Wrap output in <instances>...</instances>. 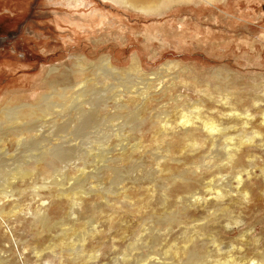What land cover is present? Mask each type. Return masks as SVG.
<instances>
[{"label":"rangeland","instance_id":"obj_1","mask_svg":"<svg viewBox=\"0 0 264 264\" xmlns=\"http://www.w3.org/2000/svg\"><path fill=\"white\" fill-rule=\"evenodd\" d=\"M125 1L0 0L1 135L14 125L13 108L28 104L30 114L45 95L50 104L33 133L0 140V168L46 152L60 172L49 181L38 170L41 178L13 187L0 174V262L186 264L193 247L200 264H264V0H157L145 9ZM63 91L70 107L55 103ZM82 108L118 118L76 132ZM133 112L139 118L127 122ZM57 123L69 128L58 132ZM76 184L85 191L74 194ZM68 227L85 240L58 242Z\"/></svg>","mask_w":264,"mask_h":264},{"label":"bare ground","instance_id":"obj_2","mask_svg":"<svg viewBox=\"0 0 264 264\" xmlns=\"http://www.w3.org/2000/svg\"><path fill=\"white\" fill-rule=\"evenodd\" d=\"M121 2H126L125 0H120ZM156 1L157 0H134V7L135 8H137V9H145V8H148V7H150V6H153L155 3H156ZM172 1H175V0H158L157 2V4L156 5H160L161 3H163V2H172ZM128 3V2H127ZM131 4H133V3H131ZM155 5V6H156ZM137 69H135V68H133L130 72L129 71H127V72H124V74H127V75H130V73H133V71H136ZM111 72V71H110ZM66 78V77H65ZM96 80H98V78L96 79ZM66 84V83H65ZM93 85H95V82L93 83ZM67 89V87H65V88H63V90H66ZM94 90V89H93ZM56 94H57V92H56ZM146 94V93H145ZM165 94V93H164ZM164 96V95H163ZM72 96H69L67 93H65V91H63V93H61L60 94V96H58V98H60L58 101H61L62 103H60V102H55V103H57L56 105H58V106H61V107H70L71 106V104H73V102L74 101H70V100H73L72 98H71ZM110 97V96H109ZM118 97V96H117ZM139 97H140V95H139ZM173 98H174V96H172ZM107 99V98H106ZM134 99V98H133ZM148 99V98H147ZM171 99V98H170ZM177 99V98H176ZM76 100H77V98H76ZM75 100V101H76ZM93 100V99H92ZM174 100V99H173ZM180 101V100H179ZM145 102V101H144ZM141 103V102H140ZM89 104V103H88ZM96 104V103H95ZM99 104V103H98ZM147 104V103H146ZM145 104V105H146ZM165 104V103H164ZM30 105V104H29ZM97 105V104H96ZM109 105V104H108ZM117 105H118V103H117ZM116 105V106H117ZM142 105H143V103H142ZM160 105V104H159ZM185 105V104H184ZM26 106H28V104H24V105H21L20 107H16V108H13L12 110H13V113L12 114H9L8 115V120L9 121H11V123H13L14 125L12 126V128L10 129V131H9V133H7L6 135H12L13 137H16V138H18V139H21L22 137V135H25V134H27V135H29L30 133H33V131H34V129L36 128L35 127V119L37 118V117H40V116H43V115H45L47 112H48V110H49V108H50V104L49 103H47V97H46V95L45 96H43L38 102H37V104H36V106H34V108L36 109L35 111H32L30 114H28V113H23V107H26ZM162 106H164V105H162ZM127 107V106H126ZM148 107V106H147ZM160 107V106H159ZM164 107H166V106H164ZM163 107V108H164ZM177 107V106H176ZM176 107H174V111H175V108ZM179 107V106H178ZM19 108H21V109H19ZM32 108V107H31ZM145 108V107H144ZM17 109H19V111L17 110ZM63 109V108H62ZM98 109V108H97ZM97 109H95V108H92V110L91 109H81V111L84 113V116H85V118H84V120L81 122V125H80V127L78 126L77 127V129L75 130L76 132H77V130L79 129L80 131L85 127H87V125L89 126V127H96V126H99V127H101L102 129H104V124L106 123V122H115L116 120H117V115L116 114H108L107 112H99V111H97ZM102 109V108H101ZM107 109V108H106ZM132 109V108H131ZM143 109V108H142ZM141 109V110H142ZM145 109H147V108H145ZM144 109V110H145ZM159 109H161V108H159ZM177 109H179V108H177ZM181 109V111H182V108H180ZM179 109V110H180ZM73 110V109H72ZM110 110V109H109ZM112 110V109H111ZM122 110H123V108H122ZM140 110V111H141ZM154 110V109H153ZM152 110V111H153ZM131 111V110H130ZM135 111V110H134ZM148 111V110H147ZM165 111V110H164ZM178 111V110H177ZM114 112H115V110H114ZM162 112H163V110H162ZM198 112V111H197ZM55 113V112H54ZM73 113V112H72ZM101 113V114H100ZM141 113V112H140ZM169 113V112H168ZM168 113H166V115L168 114ZM195 113H196V111H195ZM199 113V112H198ZM74 114V113H73ZM122 114V113H121ZM189 114V113H188ZM202 114V113H201ZM57 115V114H56ZM66 115V114H65ZM99 115H101V116H99ZM124 115V114H123ZM150 115V114H149ZM160 115V114H159ZM159 115H157V117L159 116ZM162 115V114H161ZM78 116H79V114H78ZM77 116V117H78ZM155 116H156V114H155ZM164 116V115H163ZM169 116H171V115H169ZM192 116V115H191ZM77 117H76V119H77ZM149 117V116H148ZM166 117V116H165ZM179 117H180V115H179ZM199 117V116H198ZM41 118V117H40ZM74 118V117H73ZM137 118H139V113L138 114H136L135 112H133V113H130L129 114V117H128V120H127V122H132V123H136V120H137ZM153 118V117H152ZM156 118V117H155ZM159 118V117H158ZM163 118V117H162ZM200 118V117H199ZM65 119V118H64ZM70 119V118H69ZM75 119V120H76ZM171 119V118H170ZM192 119V118H191ZM201 120L200 121H202V123L205 125V127H207V128H210V129H215L216 128V125H215V122L214 121H212V119L211 120H205V119H203V118H200ZM52 120H54V122H55V118L54 119H52ZM78 120V119H77ZM143 120V119H142ZM146 120H147V117H146ZM156 120H157V118H156ZM184 120V119H183ZM50 121V120H49ZM124 121V120H123ZM169 121V120H168ZM193 121H194V119H193ZM193 121H192V123H193ZM37 122V121H36ZM74 122V121H73ZM138 122V121H137ZM156 121H154V123H155ZM158 122V121H157ZM186 122V121H185ZM166 124L168 123L167 121L165 122ZM180 123H181V120H180ZM179 123V124H180ZM188 123H189V120H188ZM191 123V122H190ZM198 123H200V122H198ZM202 123H200V124H202ZM55 124V123H54ZM118 124V123H117ZM159 124V123H158ZM160 124H161V122H160ZM57 126H56V129H58V132H63V131H67V129L69 128V124L68 123H64V124H59V123H57L56 124ZM115 125V124H114ZM169 125V124H168ZM168 125H166V126H168ZM190 125V124H189ZM38 126V125H37ZM47 126V125H46ZM127 126V125H126ZM126 126H124V129H125V127ZM129 126V125H128ZM162 126V125H161ZM164 126V125H163ZM170 126V125H169ZM182 126V125H181ZM187 126V125H186ZM192 126H195L194 124L192 125ZM200 126V125H199ZM83 127V128H82ZM88 127V128H89ZM135 127V126H134ZM185 127V126H184ZM184 127H183V129H184ZM189 127V126H188ZM191 127V126H190ZM50 128V127H49ZM82 128V129H81ZM137 128H139V130L141 129V127L139 126V127H137ZM171 128H172V125H171ZM195 128V127H194ZM37 129V128H36ZM165 129H166V127H165ZM209 129V130H210ZM41 130V129H40ZM84 130V129H83ZM152 130V129H151ZM169 130V129H168ZM180 130H182V129H180ZM194 130V129H193ZM39 130H37V132H38ZM72 131V130H71ZM85 131V130H84ZM90 131H93V130H90ZM128 131H130V130H128ZM159 131H160V129H159ZM167 131V130H166ZM216 131V130H215ZM40 132V131H39ZM75 132V133H76ZM96 132V131H95ZM106 132V131H105ZM133 132V131H132ZM131 132V133H132ZM136 132H139V131H136ZM136 132H135V134H136ZM162 132V131H161ZM161 132H158V133H161ZM220 132V131H219ZM81 133H82V131H81ZM97 133V132H96ZM128 132H126V134H127ZM131 133H130V135H131ZM182 133V132H181ZM192 133H193V131H192ZM221 133V132H220ZM90 134V133H89ZM98 134V133H97ZM115 133H113V136H115L114 135ZM163 134H164V131H163ZM172 134V133H171ZM170 134V135H171ZM180 134V133H179ZM183 134V133H182ZM195 134H196V131H195ZM204 134V133H203ZM6 135H4V134H2L1 135V133H0V140H2L3 138H5V136ZM96 135V134H95ZM191 134H190V131L188 132L187 130H186V133L184 134V136H183V140H187V139H191V137L193 136H190ZM35 136V135H34ZM73 136V135H72ZM89 137H90V135H88ZM87 136V137H88ZM166 136H167V134H166ZM196 136H197V134H196ZM214 136V135H213ZM33 137V136H32ZM31 137V138H32ZM108 137V136H107ZM116 137V136H115ZM131 137V136H130ZM135 137V136H134ZM165 137V136H164ZM195 137V136H194ZM207 137V136H206ZM215 137V136H214ZM218 137V136H217ZM137 138H138V136H137ZM141 138V137H140ZM213 138V137H212ZM112 139V138H111ZM115 139V138H114ZM117 139H120V137L118 138L117 137ZM122 139V138H121ZM157 139V138H156ZM155 139V140H156ZM101 140V139H100ZM128 140H129V137H128ZM193 140V139H192ZM19 141V140H18ZM23 141V140H22ZM110 141V140H109ZM123 141V140H122ZM157 141V140H156ZM216 141V140H215ZM219 141V140H218ZM26 142H27V140H26ZM131 142V141H130ZM138 142V141H137ZM140 142V141H139ZM167 142V141H166ZM195 142H197V140L195 141ZM21 143V141H19V144ZM34 143H35V141H34ZM34 143H32L31 145H34ZM48 143V142H47ZM46 143V144H47ZM111 143V142H110ZM114 143V142H113ZM155 143V142H154ZM191 143V142H190ZM95 144H97V143H95ZM99 144V143H98ZM116 144V143H115ZM120 143H118V145H119ZM157 144V143H156ZM158 145V144H157ZM162 145V144H161ZM160 144H159V146H161ZM170 145H171V143H170ZM174 145V144H173ZM24 146V145H23ZM36 146V145H35ZM114 146H116V145H114ZM28 147V146H27ZM30 147H32V146H30ZM37 148H38V146H36ZM97 147H99V146H97ZM165 147V146H164ZM172 147V146H171ZM32 148H34V146L32 147ZM111 148V147H110ZM153 148H155V147H152V149ZM168 148V147H167ZM173 148V147H172ZM39 149H40V147H39ZM38 149V150H39ZM44 149H46V148H44ZM73 149V148H72ZM76 149V148H75ZM135 149V148H134ZM146 149V148H145ZM47 150V149H46ZM79 150V149H78ZM113 151L114 149H113V147H112V149H110V151ZM123 150V149H122ZM147 150V149H146ZM161 150H163V149H161ZM41 151V150H40ZM42 151H44V150H42ZM148 151V150H147ZM146 151V152H147ZM153 151V150H152ZM151 151V152H152ZM154 151H155V149H154ZM222 151V149L220 150V152ZM224 151V150H223ZM231 151V150H230ZM230 151L228 152L227 151V155L229 156L230 155ZM88 152H90V153H92L91 151H88ZM118 152V151H117ZM131 152H132V150H131ZM131 152H129L130 154H131ZM135 152V151H134ZM145 152V153H146ZM161 152H163V151H161ZM69 153V152H68ZM77 153H79V152H77ZM109 153V152H108ZM118 153H120V152H118ZM123 153V152H122ZM133 153V152H132ZM153 153V152H152ZM155 153V152H154ZM169 153V152H168ZM89 154V153H88ZM162 154V153H161ZM38 155L40 156V159L39 160H41L40 162H39V160H37V162H34V163H26L27 165H25V163L23 162H21V164H20V162H19V164H17V167H15L14 169H9V167H7V169H2V168H0V174L2 175V177H1V179L2 180H4V184L3 185H8L9 187H13V186H15V184H16V182H27V180H31V181H35V180H37V178H41V175L40 174H38V170H43V172L42 173H45V177H43L42 179H48V178H53V176L51 177V175H53V172H55V173H57L58 171L57 170H59V164L57 163V160L56 159H58V157H56L54 154H53V157H54V159H52L51 158V160H49L48 159V155L46 154V152H41V153H38ZM90 155H92V154H90ZM105 157H106V155L107 154H103ZM109 155H110V153H109ZM114 155V154H113ZM118 155V154H117ZM129 155V154H128ZM205 155V154H204ZM21 156V155H20ZM31 156V155H30ZM37 156V155H36ZM35 156V157H36ZM58 156H60L59 154H58ZM93 156V155H92ZM129 156H131V155H129ZM128 156V157H129ZM165 156V155H164ZM166 156H168V155H166ZM203 156V155H202ZM206 156V155H205ZM67 157H68V155H67ZM103 157V156H102ZM104 157V159H106ZM116 158H117V156H115ZM161 157H163L162 155H161ZM19 158V157H18ZM23 158V157H22ZM28 158V157H27ZM39 158V157H38ZM37 158V159H38ZM84 158V157H83ZM113 158V157H112ZM120 158V157H119ZM131 158V157H130ZM13 159V158H12ZM15 159V161L17 162V159L16 158H14ZM34 159V154H32V160ZM88 159H90L89 157H88ZM110 159V158H109ZM121 159V158H120ZM204 159H206V158H204ZM24 160H27V159H24ZM31 160V161H32ZM82 160H84V159H82ZM91 160V159H90ZM93 160H95V162H96V159L94 158ZM92 160V161H93ZM138 160H140V159H138ZM214 160H215V158H214ZM217 160V159H216ZM232 160V159H231ZM9 161V160H8ZM20 161H22V160H20ZM62 161V160H61ZM98 161V160H97ZM106 161V160H105ZM108 161V160H107ZM110 161H111V159H110ZM109 161V162H110ZM118 161H119V159H118ZM122 161V160H121ZM124 161V160H123ZM15 162V163H16ZM27 162H29L28 160H27ZM72 162V161H71ZM70 162V163H71ZM103 162V161H102ZM136 162V161H135ZM134 162V163H135ZM10 163V162H9ZM14 163V164H15ZM74 163V162H73ZM89 163H91V161L89 162ZM119 163V162H118ZM117 163V164H118ZM140 163V162H139ZM201 163V162H200ZM41 164V165H40ZM87 164V163H86ZM85 164V166H88V164L86 165ZM92 164V163H91ZM110 164V163H109ZM116 164V163H115ZM116 164V165H117ZM128 164H130V163H128ZM133 164V163H132ZM136 164H137V162H136ZM213 164V163H212ZM224 164H227V163H224ZM16 165V164H15ZM34 165H36V166H34ZM39 165V166H38ZM61 165H63V164H61ZM84 165V164H83ZM90 165V164H89ZM97 165H98V162H97ZM108 165V164H107ZM131 165V164H130ZM129 165V166H130ZM135 165V164H134ZM139 165V164H138ZM137 165V166H138ZM197 165V164H196ZM1 166V165H0ZM6 166H8V165H6ZM69 166V165H68ZM73 166H74V164H73ZM78 166V165H77ZM96 166V164H94V167ZM106 166V165H105ZM121 166V165H120ZM141 166V165H140ZM233 166H234V164H233ZM33 167H35V168H33ZM61 167V166H60ZM82 167V166H81ZM89 167V166H88ZM98 167V166H97ZM108 167V166H107ZM115 167V166H114ZM127 167V166H126ZM202 167V166H201ZM220 167V166H219ZM242 167V166H241ZM4 168H5V166H4ZM11 168H12V166H11ZM65 168V167H64ZM73 168V167H72ZM80 168V167H79ZM103 168V167H102ZM109 168H110V166H109ZM122 168H124V167H122ZM121 168V169H122ZM128 168V167H127ZM140 168V167H139ZM189 168H190V166H189ZM192 168V167H191ZM190 168V169H191ZM197 168H199V165H198V167ZM226 168H228V167H226ZM82 169H86V168H83L82 167ZM99 169V168H98ZM106 169V168H105ZM104 169V170H105ZM113 169V168H112ZM115 169H117L116 167H115ZM115 169H113L114 171H115ZM119 169V168H118ZM194 169V168H193ZM242 169V168H241ZM61 170V169H60ZM64 170V169H63ZM101 170V169H100ZM108 170V169H107ZM110 170V169H109ZM112 170V171H113ZM125 170H126V168H125ZM145 170H146V168H145ZM185 170H187V169H185ZM99 171V170H98ZM124 171V170H123ZM147 171V170H146ZM180 171V170H179ZM188 172H189V170H187ZM190 171H192V170H190ZM196 171V170H195ZM63 172V171H62ZM108 171H106V174H108L107 173ZM117 172V171H116ZM115 172V173H116ZM197 172V171H196ZM234 172H235V170H234ZM239 172H242V171H239ZM58 173H60V172H58ZM67 173V172H66ZM71 173H72V175H71ZM71 173H70V175L68 176L69 178L67 179V180H70L72 177H74V175H73V173H75L76 174V169H74V170H72L71 171ZM82 173V172H81ZM87 173V172H86ZM125 173V172H124ZM130 173V172H129ZM128 172H127V174H129ZM136 173V172H135ZM146 173V172H145ZM182 173V172H181ZM80 174V173H79ZM105 174V175H106ZM119 174V173H118ZM117 174V175H118ZM123 174V173H122ZM126 174V173H125ZM124 174V175H125ZM147 174V173H146ZM177 174V173H176ZM180 174V173H179ZM187 173H185V175H186ZM57 175V174H56ZM111 175V174H110ZM110 175H108V176H110ZM121 175V174H120ZM130 175V174H129ZM184 174H182V176H183ZM78 176V175H77ZM90 176V175H89ZM88 176V177H89ZM100 176V175H99ZM107 176V175H106ZM115 176V175H114ZM132 176V175H131ZM54 177H55V175H54ZM95 177V176H94ZM103 177H105V176H103ZM141 177H143V176H141ZM186 177V176H185ZM60 178V177H59ZM63 178V177H62ZM77 178V177H76ZM90 178V177H89ZM92 178V177H91ZM161 178V177H160ZM174 178H175V176H174ZM180 178H181V176H180ZM73 179V178H72ZM81 179V178H80ZM102 179V178H101ZM104 179V178H103ZM115 179V181H116V178H114ZM143 179V178H142ZM170 179H172V178H170ZM184 179V178H183ZM239 179H241V176L239 177ZM41 180V179H40ZM49 180V179H48ZM54 180H56V179H54ZM63 180V179H62ZM61 180V181H62ZM85 180V179H84ZM83 180V181H84ZM91 180V179H90ZM119 180H121V179H119ZM128 180V179H127ZM169 180V179H168ZM50 181V180H49ZM58 181V180H57ZM78 181V180H77ZM81 181V180H80ZM111 181V180H110ZM113 181V180H112ZM129 181V180H128ZM131 181V180H130ZM137 181V180H136ZM139 181H141V180H138L137 182H139ZM46 182V181H45ZM51 182H53V181H51ZM55 182V181H54ZM54 182H53V184H54ZM75 182V181H74ZM79 182V181H78ZM95 182H96V180H95ZM98 182V181H97ZM142 182V181H141ZM218 182V181H217ZM65 183V182H64ZM87 183V182H86ZM124 183V182H123ZM127 183H129V182H127ZM135 183V182H134ZM143 183V182H142ZM156 183V182H155ZM158 183H161V182H158ZM66 184H67V182H66ZM88 184H90V183H88ZM136 184V183H135ZM135 184H134V186H135ZM141 184V183H140ZM162 184V183H161ZM211 184V183H210ZM215 184V183H214ZM77 185V187H76V190L75 191H73L74 192V194H76L78 191H79V189H81V187H78V184H76ZM156 185H157V183H156ZM155 184H153V187L154 186H156ZM216 185V184H215ZM139 186V185H138ZM165 186H167V185H165ZM59 187H61V186H59ZM63 187V186H62ZM61 187V188H62ZM65 187H67V185L66 186H64V188ZM72 187V186H71ZM109 187V186H108ZM125 187V186H124ZM67 188H69V187H67ZM73 188H75V187H73ZM84 188H85V185H84ZM114 188V187H113ZM119 188V187H118ZM127 188V187H126ZM140 188V187H139ZM146 188V187H145ZM160 188V187H159ZM0 189H3V188H1L0 187ZM13 189V188H12ZM66 189V188H65ZM72 189V188H71ZM109 189V188H108ZM120 189V188H119ZM129 189V188H128ZM127 189V190H128ZM63 191H64V189H62ZM82 190V189H81ZM84 190V189H83ZM83 190H82V192H83ZM96 190V189H95ZM99 190V189H98ZM105 190V189H104ZM104 190H103V192H104ZM112 190V189H111ZM121 190H122V188H121ZM144 190V189H143ZM150 190V189H149ZM159 190V189H158ZM223 190V189H222ZM9 191V190H8ZM7 191V192H8ZM85 191V190H84ZM106 191V190H105ZM123 191V190H122ZM138 191V190H137ZM160 191V190H159ZM13 192V191H12ZM68 192H70V191H67V193ZM107 192V191H106ZM139 192V191H138ZM151 192V191H150ZM9 193H10V191H9ZM105 193V192H104ZM111 193V192H110ZM154 193V192H153ZM5 194V193H4ZM88 194V193H87ZM118 194V193H117ZM151 194V193H150ZM225 194V193H224ZM81 195V194H80ZM83 195H85V194H83ZM83 195H81V196H83ZM109 195V194H108ZM114 195V194H113ZM142 195V194H141ZM149 195V194H148ZM152 195H154V194H152ZM70 196V195H69ZM88 196V195H87ZM127 195L125 194V196L124 197H126ZM143 196V195H142ZM158 196V195H157ZM224 196V195H223ZM74 197H76V195L74 196ZM112 197H114V196H112ZM111 197V198H112ZM129 197H132V196H129ZM155 197V196H154ZM105 198V197H104ZM107 198V197H106ZM77 199V198H76ZM124 200H125V198H123ZM130 199V198H129ZM145 199V198H144ZM113 200V199H112ZM126 200H127V198H126ZM137 200V199H136ZM146 200V199H145ZM151 200V199H150ZM153 200H154V198H153ZM116 201H117V199H116ZM140 201V200H139ZM129 202V201H128ZM128 202L126 201V203L128 204ZM131 202V201H130ZM135 202V201H134ZM138 202V201H137ZM140 202H142V200L140 201ZM150 202V201H149ZM153 202V201H152ZM125 203V202H124ZM121 204H122V202H121ZM120 204V205H121ZM138 204V203H137ZM119 205V206H120ZM124 205V204H123ZM15 206H16V204H15ZM95 206V205H94ZM122 206V205H121ZM126 206V205H125ZM140 206V205H139ZM145 206V205H144ZM127 207V206H126ZM138 207V206H137ZM146 207V206H145ZM93 208V207H92ZM99 208V207H98ZM124 208V207H123ZM144 208V207H143ZM140 209V208H139ZM147 209V208H146ZM145 209V210H146ZM14 210H15V208H14ZM182 210V209H181ZM228 210V209H227ZM142 211H144V210H142ZM170 211V210H169ZM74 212V211H73ZM95 212V211H94ZM98 212V211H97ZM146 212V211H145ZM171 212V211H170ZM3 213V212H2ZM144 213V212H143ZM8 214V213H7ZM94 214V213H93ZM80 215V214H79ZM143 215V214H142ZM145 215V214H144ZM165 215V214H164ZM95 216V215H94ZM166 216V215H165ZM174 216H175V214H174ZM43 217H46L45 215L43 216ZM42 217V218H43ZM145 217V216H144ZM148 217H150V216H148ZM176 217V216H175ZM141 218V217H140ZM161 218V217H160ZM49 219V218H48ZM48 219H42L43 221H42V228L45 230L46 228H51V227H53V225L54 224H52ZM62 219V218H61ZM145 219H146V217H145ZM158 219V218H157ZM168 219V218H167ZM65 220V219H64ZM63 220V221H64ZM74 221V220H73ZM171 221V220H170ZM176 221V220H175ZM60 222V221H59ZM69 222V221H68ZM168 222H169V220H168ZM70 223V222H69ZM69 223H65L67 226H69L68 224ZM63 224H64V222H63ZM64 224V225H65ZM74 224V223H73ZM157 224H160V223H157ZM169 224H170V222H169ZM56 225V224H55ZM65 225V226H66ZM71 225V224H70ZM56 226H59V225H56ZM73 226V225H72ZM60 227V226H59ZM63 227V226H62ZM74 227H75V224H74ZM208 227V226H207ZM206 226H204V227H202V231H206V230H208V228H207ZM69 228V227H68ZM52 229V228H51ZM67 229V228H66ZM75 229L76 228H69V229H67V230H65V232H62V234H61V236H60V238H58V242H60L61 244H64V243H66V241H67V239L69 238V237H74V236H77V237H80L81 238V240H85V233L84 232H75ZM200 229V228H199ZM60 230H62L63 231V229H61L60 228ZM190 232V231H189ZM192 232H194V231H192ZM211 232V231H210ZM48 233H50V232H48ZM195 233V232H194ZM205 233V232H204ZM207 233V232H206ZM197 235V234H196ZM195 235V236H196ZM214 236V235H213ZM212 236V237H213ZM58 237V236H57ZM83 238V239H82ZM213 238H215V236L213 237ZM71 239V238H70ZM189 239V238H188ZM198 239V238H197ZM80 240V239H79ZM190 240V239H189ZM216 241V240H215ZM190 242H191V240H190ZM194 242V241H193ZM197 242V241H196ZM70 243V242H69ZM67 244V243H66ZM193 246V245H192ZM198 246V245H197ZM203 246V245H202ZM189 247V246H188ZM172 249V248H171ZM171 249H169L167 252H170L171 251ZM205 252V251H204ZM178 253L175 251L174 252V258H176L178 255H177ZM169 255V254H168ZM172 254H170L169 256H171ZM185 255H186V258H187V262H186V264H198L200 261H201V257H200V255H199V253H198V251H197V249L196 248H193V247H190V248H188L187 250H185ZM206 255H208V254H206ZM168 258V257H167ZM203 258V257H202ZM207 258V257H206ZM205 259V258H204ZM259 259H261L262 260V262L264 263V252H262V254H260V256H259ZM2 260V259H1ZM0 260V261H1ZM186 260V259H185ZM203 260V259H202ZM164 261V260H163ZM172 261V260H171ZM204 261V260H203ZM206 261V260H205ZM168 262V261H167ZM167 262H157L158 264H167ZM216 262H218V261H216ZM1 263V262H0ZM157 263H153V264H157ZM218 263H220V262H218ZM2 264V263H1ZM168 264H177L175 261H172V262H168ZM200 264V263H199ZM217 264V263H216Z\"/></svg>","mask_w":264,"mask_h":264}]
</instances>
